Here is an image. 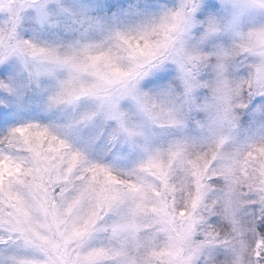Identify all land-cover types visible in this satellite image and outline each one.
<instances>
[{"label":"snow or ice","instance_id":"obj_1","mask_svg":"<svg viewBox=\"0 0 264 264\" xmlns=\"http://www.w3.org/2000/svg\"><path fill=\"white\" fill-rule=\"evenodd\" d=\"M0 264H264V0H0Z\"/></svg>","mask_w":264,"mask_h":264}]
</instances>
